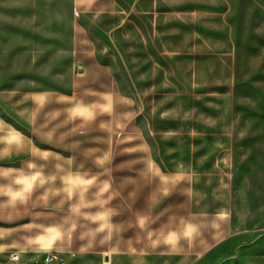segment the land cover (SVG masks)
Wrapping results in <instances>:
<instances>
[{
	"label": "crops",
	"instance_id": "0c3cea01",
	"mask_svg": "<svg viewBox=\"0 0 264 264\" xmlns=\"http://www.w3.org/2000/svg\"><path fill=\"white\" fill-rule=\"evenodd\" d=\"M64 3L67 17L50 29L41 3L0 0V225L12 229L0 242L9 240L22 264H35L48 249L64 264L90 254L207 252L223 237L208 224L229 225L233 210L231 175L220 165L221 153L209 149L210 142H230L233 132L236 46L229 1ZM88 13L118 21L92 29L82 21ZM115 33L133 41L135 92L120 84ZM215 86L222 88L202 93ZM193 89L196 110L210 105L211 118L167 117L165 134L159 119H145V111L155 116L166 108L161 99L170 111L182 109ZM133 108L137 118L127 119L124 111ZM123 131L124 139L136 138V152L116 150ZM161 141L168 145L163 154ZM111 175L120 176L119 195Z\"/></svg>",
	"mask_w": 264,
	"mask_h": 264
},
{
	"label": "rangeland",
	"instance_id": "374dc122",
	"mask_svg": "<svg viewBox=\"0 0 264 264\" xmlns=\"http://www.w3.org/2000/svg\"><path fill=\"white\" fill-rule=\"evenodd\" d=\"M8 0H1L7 2ZM34 3H41L43 8H48V22L50 29L56 27L62 22L67 15L64 13V8L67 5L66 0H32ZM229 9L227 13L228 21L233 30V38L235 42V59H236V78L233 85L229 88L232 91L234 98V109L231 118L232 122V138L230 142L209 143L210 151L220 152V165L226 169L232 178V217L231 223L222 225L219 223H209L208 226L218 227L222 231L223 237L218 238L214 245H211L205 253L195 254H113V255H82L76 257L73 262H65V264H264V0H228ZM5 10H1L2 22L6 15ZM44 13V11H43ZM38 11V16H41ZM82 21L90 28H96L98 25L113 26L117 24L116 16L84 14ZM54 32L50 30V37ZM88 32L82 31V38L87 37ZM92 35L96 32L93 30ZM4 37V34H2ZM97 37L101 41H105V37ZM113 51H116L120 62L117 64V71L121 73L120 84L124 87V91H136L138 80L134 64L131 62L132 44L133 41L121 37L115 33L111 37ZM86 43H82L81 50L87 49ZM104 45V42H102ZM103 49V48H99ZM51 52L55 55L57 48L50 43ZM107 49L105 48L104 52ZM87 54V53H85ZM83 55V53H82ZM51 74V71H50ZM57 79H50V86L57 83ZM67 83L68 79L60 80ZM221 86L210 87L202 90L206 93L210 90L221 89ZM191 95V99L187 102L190 104L183 105L182 109L170 111L168 109V99H161V105L166 107L159 112H155L153 116L151 112L143 113L145 119L152 120L153 117L159 119L160 129L162 134L167 131V117H181L189 120L194 118H211L212 111L207 105L205 110H196L198 98L197 90ZM196 91V92H195ZM133 102L136 103V96H131ZM130 97V98H131ZM194 98V99H193ZM202 101V100H201ZM131 106V105H130ZM132 107V106H131ZM211 107V106H210ZM129 114L127 119H136L137 111L127 109L125 114ZM141 117L142 112H141ZM126 119V120H127ZM130 124L127 128L130 134H136L137 127ZM139 130L147 129L140 125ZM126 131V130H125ZM117 138L115 144L117 151L136 152V138L124 139V133ZM163 136V135H162ZM160 150L168 151L167 143L161 141ZM163 157V155H162ZM135 160V159H134ZM119 161V160H118ZM124 169V161L122 159ZM164 162V159L162 160ZM2 166L7 167L8 164L2 160ZM6 169V168H4ZM2 174V179L7 184V171ZM113 190L116 195H119L117 183L119 175H111ZM124 185V174L121 175ZM5 194H9V190L5 189ZM124 198V193L120 194ZM3 212L9 213L6 208ZM223 227V228H222ZM225 228V233H224ZM14 229V228H13ZM12 231L9 224L0 225V235L6 236ZM210 237L212 231H209ZM211 240V239H210ZM213 242V240H211ZM9 245V240L0 242V264H22L23 259L19 253L13 252ZM55 251L58 254V260L52 263L45 262V256L48 252ZM17 255L18 258H14ZM63 258V257H62ZM59 255V252L53 249H48L41 260H36L35 264H64V261ZM34 262V261H33Z\"/></svg>",
	"mask_w": 264,
	"mask_h": 264
},
{
	"label": "built area",
	"instance_id": "2783aa9c",
	"mask_svg": "<svg viewBox=\"0 0 264 264\" xmlns=\"http://www.w3.org/2000/svg\"><path fill=\"white\" fill-rule=\"evenodd\" d=\"M14 258H18V256L15 255ZM56 260H58V254L55 251H50L45 256V262L46 263H52Z\"/></svg>",
	"mask_w": 264,
	"mask_h": 264
},
{
	"label": "water",
	"instance_id": "95a60500",
	"mask_svg": "<svg viewBox=\"0 0 264 264\" xmlns=\"http://www.w3.org/2000/svg\"><path fill=\"white\" fill-rule=\"evenodd\" d=\"M15 159H17V158H9V159H7V162L14 161Z\"/></svg>",
	"mask_w": 264,
	"mask_h": 264
}]
</instances>
